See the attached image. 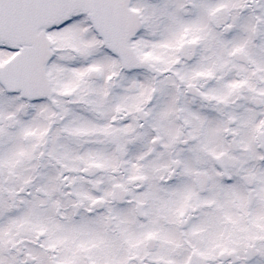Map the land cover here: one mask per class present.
Returning a JSON list of instances; mask_svg holds the SVG:
<instances>
[{
    "label": "snow or ice",
    "instance_id": "snow-or-ice-1",
    "mask_svg": "<svg viewBox=\"0 0 264 264\" xmlns=\"http://www.w3.org/2000/svg\"><path fill=\"white\" fill-rule=\"evenodd\" d=\"M0 264H264V0H0Z\"/></svg>",
    "mask_w": 264,
    "mask_h": 264
}]
</instances>
